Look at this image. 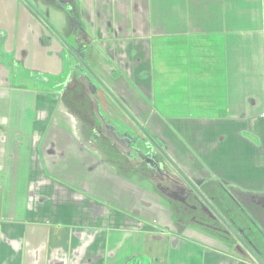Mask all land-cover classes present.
<instances>
[{"label":"crops","instance_id":"crops-1","mask_svg":"<svg viewBox=\"0 0 264 264\" xmlns=\"http://www.w3.org/2000/svg\"><path fill=\"white\" fill-rule=\"evenodd\" d=\"M28 1L40 17L0 0V264H257L197 203L183 213L177 172L154 184L92 137L94 103L236 198L229 224L264 264V0ZM76 28L91 98L63 57Z\"/></svg>","mask_w":264,"mask_h":264},{"label":"flooded vegetation","instance_id":"flooded-vegetation-1","mask_svg":"<svg viewBox=\"0 0 264 264\" xmlns=\"http://www.w3.org/2000/svg\"><path fill=\"white\" fill-rule=\"evenodd\" d=\"M37 11V10H36ZM38 13V12H37ZM39 14V13H38ZM40 15V14H39ZM38 16V15H37ZM45 23H47L46 20H44ZM48 24V23H47ZM77 31V32H76ZM73 34L76 37V40H73V42H75L74 46L69 45L67 42H65V40L63 41V44L65 45V48L67 51H64V60H66V62H68V60L70 58L75 59L74 55L71 53L70 50H73L74 52H76V54L78 55L79 60L77 61L75 59V61L77 62L75 64V68L73 67L72 70L73 72L76 74V82L80 83V80L84 77H88V83L91 84L90 79L92 78L93 80H95V82H97L98 84H102L99 81H97L94 77H92L89 73H88V68L86 65V58L88 57L91 49L87 48L85 45L82 44V42H77L81 40V37L79 36L81 33V30L79 28H76V30L73 31ZM78 35V36H77ZM74 37V38H75ZM79 39V40H78ZM77 42V44H76ZM71 76V75H70ZM69 76V77H70ZM74 76V74L72 75ZM68 77V82H72L73 77ZM81 84V83H80ZM82 85V84H81ZM83 86V85H82ZM102 88L103 85H100ZM99 121V120H98ZM104 122V121H103ZM134 123V122H133ZM105 124V123H104ZM136 128L134 132V136H130L128 134H118L116 133V131L114 129H111L110 127H108L106 124L105 126L101 125V123L99 122V128H93L91 127L90 130V134L92 137H94L97 140H101V141H105L107 143H109L110 147L115 149L117 151V153H119L122 158L124 156V161L126 163H128L130 166L135 167V169H137V171H140V173L142 174V176L146 177L149 181L153 182L154 184H156V182L161 181V179H163L164 175H166V167H170L175 173L176 171L168 164V162L161 156V154L159 153V150L162 151L165 154L164 151V146L162 141L156 139V138H152L147 131H145L143 128V130L145 131V133L154 141L155 146L152 145L148 139L141 133V131L138 129V127L133 124ZM140 127V126H139ZM112 134H115L117 137H119L122 141L119 142L122 151L123 150H129V155H124L122 154L121 150L117 147L113 146V143L110 141L109 139V135L111 136ZM127 147V148H126ZM158 147V149H157ZM166 155V154H165ZM167 156V155H166ZM177 174V173H176ZM180 178V177H179ZM181 179V178H180ZM181 181H183L181 179ZM193 185L198 188L196 186V184L193 183ZM158 186V185H157ZM188 187V186H187ZM202 195L203 193L197 189ZM214 189H212L210 192H212ZM193 192V191H192ZM194 194V192H193ZM204 196V195H203ZM195 197H197L195 195ZM205 197V196H204ZM194 198V196H193ZM197 199L207 208V210L212 214V216L225 228V226L213 215V213L208 209V207L201 201V199H199L197 197ZM205 199L208 201V199L205 197ZM195 200V199H194ZM196 201V200H195ZM231 201H233L231 199ZM234 202V201H233ZM233 202H229L231 205L228 206L227 211L231 213V219L232 217H234L235 215V211H234V207L235 205H233ZM208 203L211 205V203L208 201ZM235 203V202H234ZM192 204H196V202L193 201ZM212 206V205H211ZM213 207V206H212ZM215 209V208H214ZM182 211V210H180ZM218 213V212H217ZM219 214V213H218ZM220 215V214H219ZM221 216V215H220ZM241 215L239 213H237V218H239V220L242 221ZM213 217H207L205 218V220H207L208 222L214 224V225H218L215 222V219ZM222 217V216H221ZM223 218V217H222ZM224 219V218H223ZM225 220V219H224ZM225 222L228 224L229 222H227L225 220ZM229 226H231L230 224H228ZM232 227V226H231ZM226 229V228H225ZM221 230V229H220ZM234 230V229H233ZM227 233H229L231 235V233L226 229ZM223 232V231H222ZM236 232V231H235ZM224 233V232H223ZM237 233V232H236ZM238 234V233H237ZM239 235V234H238ZM232 236V235H231ZM240 236V235H239Z\"/></svg>","mask_w":264,"mask_h":264},{"label":"water","instance_id":"water-1","mask_svg":"<svg viewBox=\"0 0 264 264\" xmlns=\"http://www.w3.org/2000/svg\"><path fill=\"white\" fill-rule=\"evenodd\" d=\"M28 7H30V9L40 17V15L37 13L36 9L34 8V6L28 1V0H23ZM71 53L74 55L75 59L78 61V55L76 54V52H74L73 50H70ZM88 73L91 75V72L88 70ZM92 76V75H91ZM80 83L83 85L86 95L90 96L91 98V86L88 83V77H84L80 80ZM104 87V86H102ZM105 88V87H104ZM104 88H102L103 90H105ZM109 97L115 102L116 105H118L120 107V109L124 112V114L129 117L128 113L124 110V108L122 107V105H120V103L110 94V92L108 90L105 91ZM93 101V100H92ZM94 112L95 115L97 116L99 122L101 123V125L105 126L103 120L99 117L98 114V110H97V105L94 103ZM136 125V124H135ZM138 127V129L141 131V133L148 139V141L155 146L154 141L145 133V131L140 128L138 125H136ZM109 139L110 141L113 143L114 147H117L121 150L122 154L124 155H129V150H123L121 149V146L119 144L120 141H122L119 137H117L115 134H112L111 136L109 135ZM127 148V147H126ZM158 149V147H157ZM159 150V149H158ZM159 153L161 154V156L168 162V164L178 173V175L181 177V179L183 180V182L194 192V194L201 199V201L208 207V209L213 213V215L225 226V228L231 233V235L234 237V239L238 242V244L252 257V259L257 263V264H263L262 261L257 257V255L254 252L253 247L250 246V244L245 243L241 237L233 230V228L231 226H229L225 220L217 213V211L208 203V201L205 199V197L197 190V188L193 185L192 182H190L184 175L183 173L173 164V162L162 152L159 150Z\"/></svg>","mask_w":264,"mask_h":264},{"label":"rangeland","instance_id":"rangeland-1","mask_svg":"<svg viewBox=\"0 0 264 264\" xmlns=\"http://www.w3.org/2000/svg\"><path fill=\"white\" fill-rule=\"evenodd\" d=\"M66 61V60H65ZM75 68V65L73 66ZM95 77V76H94ZM96 78V77H95ZM102 83V82H101ZM103 84V83H102ZM104 85V84H103ZM105 87V88H104ZM102 87L104 88L105 90L103 91H106L108 90L106 88V83H105V86ZM109 91V90H108ZM124 114V113H123ZM125 115V114H124ZM112 153V152H111ZM215 187H211V190L214 189ZM203 192V195L208 199V201L211 203V205L213 206V208H215V210L227 221L229 222V219H228V216H231V213L227 211L228 209V206L231 205L229 203V200H233L235 202L234 198L231 194L229 196V194H227L224 190H221L219 188H215L212 192H210L209 188L208 189H205L202 191ZM190 199V198H189ZM196 199V203L203 209L206 211L205 216L206 214H208L210 217H213L212 214L207 210V208L197 199V197H195ZM190 201V200H189ZM188 202V200H187ZM197 204H195V206H197ZM185 207H187V210L185 208H183V213H186V211H189L193 214V216L199 220H201V215L200 213L198 212H195V211H192V203L190 204L189 202L187 203V206L185 204ZM234 211H235V220H237L239 223H242L244 221H241V220H238L236 217H237V212L236 211H239L237 209V206L234 207ZM241 217L242 216V213H241V210L239 211ZM246 215L248 214L247 212H245ZM187 214V213H186ZM214 218V217H213ZM231 218V217H230ZM215 219V218H214ZM196 222V221H195ZM207 222V221H206ZM215 222L218 224L217 226L213 224L212 227H214L215 229L218 228V231L214 230V228L212 227H208L206 226L204 223H202V228L203 229H206L208 232H214L215 234L219 235V236H222L224 238V233L222 231H226V229L215 219ZM246 223V222H245ZM197 225H199L198 223H196ZM229 224V223H228ZM221 229V230H220ZM242 239V238H241ZM236 241V240H235ZM237 245L239 247H241L238 242L236 241Z\"/></svg>","mask_w":264,"mask_h":264}]
</instances>
